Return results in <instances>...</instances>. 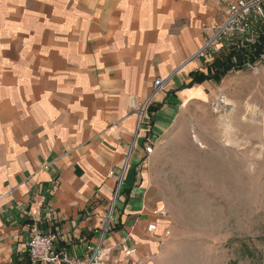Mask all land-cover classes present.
Instances as JSON below:
<instances>
[{"label": "crops", "instance_id": "crops-1", "mask_svg": "<svg viewBox=\"0 0 264 264\" xmlns=\"http://www.w3.org/2000/svg\"><path fill=\"white\" fill-rule=\"evenodd\" d=\"M222 19L220 0H0V264H39L25 247L34 223L58 232L57 254L85 255L116 186L110 171L134 138L106 244L126 259L127 239L135 263L155 253L165 218L155 214L144 147L155 151L212 88L191 84L192 73L223 55L187 60L204 26ZM169 75L137 130L133 99Z\"/></svg>", "mask_w": 264, "mask_h": 264}, {"label": "rangeland", "instance_id": "rangeland-1", "mask_svg": "<svg viewBox=\"0 0 264 264\" xmlns=\"http://www.w3.org/2000/svg\"><path fill=\"white\" fill-rule=\"evenodd\" d=\"M148 172L168 214L147 264H264V67L189 103Z\"/></svg>", "mask_w": 264, "mask_h": 264}, {"label": "built area", "instance_id": "built-area-1", "mask_svg": "<svg viewBox=\"0 0 264 264\" xmlns=\"http://www.w3.org/2000/svg\"><path fill=\"white\" fill-rule=\"evenodd\" d=\"M223 9V19L213 25L204 26L203 44L187 61L196 57L214 59L218 55L233 54V61H238V55H242L243 69L252 73H259L264 67V0H220ZM171 75L162 78L157 77L153 84L151 94L143 99H133L132 111L136 115L137 130L150 122V111L154 102V96L164 89ZM138 132L136 133V136ZM136 147L135 138L131 141L124 164L111 175L116 173V186L113 190L112 199L108 205L102 225L97 231V239L87 244L85 255L77 256L67 251L57 254L55 242L58 232L43 231L37 223L31 227L25 247L29 258L39 264H141L148 261L151 254H146L143 259L133 260L138 254V247L128 246L126 240L119 246L126 255V259L114 258L111 255L112 247L106 244L110 234L116 212L117 201L120 197L127 170ZM145 157L154 153V145L147 144L144 147ZM59 184L58 178L52 181L53 187ZM155 214L165 218V209L156 210ZM30 215V214H29ZM157 229L155 223L148 225V231Z\"/></svg>", "mask_w": 264, "mask_h": 264}, {"label": "trees", "instance_id": "trees-1", "mask_svg": "<svg viewBox=\"0 0 264 264\" xmlns=\"http://www.w3.org/2000/svg\"><path fill=\"white\" fill-rule=\"evenodd\" d=\"M233 54L223 55L216 58L210 65L207 73L196 71L192 73L193 83H202L206 80H213L220 83L229 73L243 70L242 55H238V61H233Z\"/></svg>", "mask_w": 264, "mask_h": 264}, {"label": "bare ground", "instance_id": "bare-ground-1", "mask_svg": "<svg viewBox=\"0 0 264 264\" xmlns=\"http://www.w3.org/2000/svg\"><path fill=\"white\" fill-rule=\"evenodd\" d=\"M227 127H230V125H227Z\"/></svg>", "mask_w": 264, "mask_h": 264}]
</instances>
